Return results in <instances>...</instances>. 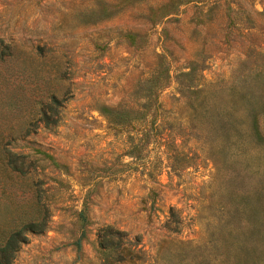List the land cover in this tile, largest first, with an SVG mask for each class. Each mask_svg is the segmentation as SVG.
<instances>
[{
	"label": "rangeland",
	"instance_id": "obj_1",
	"mask_svg": "<svg viewBox=\"0 0 264 264\" xmlns=\"http://www.w3.org/2000/svg\"><path fill=\"white\" fill-rule=\"evenodd\" d=\"M5 149L13 264H264V0H0Z\"/></svg>",
	"mask_w": 264,
	"mask_h": 264
},
{
	"label": "trees",
	"instance_id": "obj_2",
	"mask_svg": "<svg viewBox=\"0 0 264 264\" xmlns=\"http://www.w3.org/2000/svg\"><path fill=\"white\" fill-rule=\"evenodd\" d=\"M53 101L56 104L59 103L56 98H54ZM49 108L53 114H57V107L54 108L53 105H50ZM108 111L112 114H107V120L109 123L115 126L121 125V121L124 120L127 126L137 122L144 123L143 129H145V125L152 124L155 121L154 115L147 114V112H139L133 115L122 111ZM50 117L51 116L47 115L46 111H44L45 122L48 123ZM3 155L4 158L2 160L0 159V188L6 189L13 178L27 173L31 169L30 167L32 166L33 162L26 160L24 154L16 153L9 149H5ZM33 195L36 196L38 193L36 194V192L33 191ZM34 213L35 214L28 220L22 218L20 214L14 213L17 217L14 219H18L14 222L15 226L4 233L2 238L0 237V264H13L16 251L19 249L22 243L27 241L28 232L41 233L47 228L49 217L51 215L48 203H41V205L37 206ZM109 233L111 234V231H109Z\"/></svg>",
	"mask_w": 264,
	"mask_h": 264
}]
</instances>
